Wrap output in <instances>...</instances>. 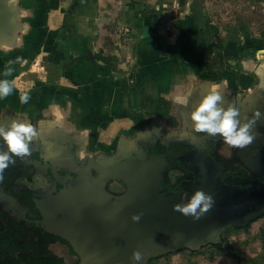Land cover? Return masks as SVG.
Listing matches in <instances>:
<instances>
[{
	"label": "flooded vegetation",
	"instance_id": "af4514ba",
	"mask_svg": "<svg viewBox=\"0 0 264 264\" xmlns=\"http://www.w3.org/2000/svg\"><path fill=\"white\" fill-rule=\"evenodd\" d=\"M229 85L221 91L224 107L234 104L240 108L242 119H250L255 110L245 106L246 94ZM48 116L44 110L35 114L30 108H20L10 97L0 100V124L28 122L40 133L32 142L31 155L23 160L17 158L0 182V264H122V216H102L101 208L104 191L122 194L125 183L112 179L99 184L100 188L94 184L83 187L77 179L90 169L92 179L104 182L103 173L95 170L97 165L110 158L122 163L133 147H147L148 159L156 156L167 162L161 172V199L170 196L175 204H186L195 191L202 190L213 197L216 209L211 211L218 221L236 220L224 228L218 242L228 233L240 230L237 223L246 216L254 217L255 207H264L261 142L235 149L219 137L195 132L192 121L157 115L151 121H138L131 137L120 136L110 145L97 144L88 138L89 127L76 133L77 126L61 125ZM166 120L179 130L175 133L173 128H166ZM128 142L132 149H128ZM0 150H6L2 140ZM140 155L141 152L139 162L143 161ZM254 157H259V165L252 163ZM212 164L216 165L214 169ZM71 188L69 197L73 198L69 199L67 192ZM86 188L89 192H85ZM249 227L243 229L247 231ZM200 230L196 236L205 233ZM216 244L205 242L199 251L183 247L174 253H198ZM164 256L153 257L145 264H153Z\"/></svg>",
	"mask_w": 264,
	"mask_h": 264
},
{
	"label": "crops",
	"instance_id": "0c3cea01",
	"mask_svg": "<svg viewBox=\"0 0 264 264\" xmlns=\"http://www.w3.org/2000/svg\"><path fill=\"white\" fill-rule=\"evenodd\" d=\"M26 1L38 9L35 31L39 33L23 37L19 46H26L27 50L18 51L10 60L0 59V79L14 82L27 76L28 61L12 65L11 76L5 77L3 72L9 61L30 54L38 43L48 46L44 52L47 59L41 65L52 70L48 68L46 76L38 75L44 87L26 93L14 89L9 97L13 104L30 108L35 114L39 110L49 112L54 104L61 125L77 126L76 133L89 127L87 135L94 143L110 145L125 136L122 130L131 129L134 121L138 125V121L145 120L143 110L163 117L172 113L178 119L186 112L191 121V112L214 85H220V94L230 84L247 97H255L256 84H264V61L255 60V47L263 49V45L251 41L250 31L238 32V27L222 38V28L210 19L209 3L205 0H186V7L177 10L176 0ZM169 15L173 16L169 19ZM29 21L35 23L34 16ZM206 51L215 54L207 63ZM84 54L102 67H110L111 75L91 86L76 85L72 81V60ZM52 56L58 60L54 68L49 60ZM122 56L128 58L122 60ZM133 63L134 66L128 65ZM181 63L185 66L181 67ZM144 70L151 77L145 78ZM203 70L217 74L207 75ZM17 72L20 74L14 77ZM234 75L237 76L233 79ZM111 79L110 84L115 86L110 85L108 92L94 93V98L89 99L88 89L95 90L97 83ZM196 84L200 87L196 88ZM189 91L192 96L187 108H178L168 97L164 98L168 93L174 97ZM260 93L257 97L264 109V93ZM24 94L31 97L27 104L19 102ZM155 95L158 97L154 100L149 98ZM255 260L264 264V259Z\"/></svg>",
	"mask_w": 264,
	"mask_h": 264
},
{
	"label": "water",
	"instance_id": "95a60500",
	"mask_svg": "<svg viewBox=\"0 0 264 264\" xmlns=\"http://www.w3.org/2000/svg\"><path fill=\"white\" fill-rule=\"evenodd\" d=\"M31 6L32 5H29L26 0H0V59L10 60L18 51L27 50L26 46L23 48L19 46V44L22 43L23 37L27 35L33 36L39 33L35 31L38 9L36 6ZM32 16L35 18V23L29 21L32 19ZM5 49H7V51ZM188 85H191L190 82ZM197 87L200 86L196 84V88ZM263 88L264 84L257 87V96L261 94L260 92ZM257 96L246 97L244 100V104L247 102L248 106H250L251 109L253 108L255 112L258 110L262 113V120L257 121L253 129L256 135L254 141L256 145L259 142L264 144V109L260 106ZM157 97L158 96L155 95L149 98L154 100V98ZM167 97L170 102L177 105L173 100V96L168 93L164 98L167 99ZM53 105L54 104L50 105L48 108L50 111L46 114H49L50 118L55 122L59 121L60 113H57L53 109ZM177 106L179 108V105ZM143 113L148 115L150 111L143 110ZM171 116L173 117L172 113ZM187 119L185 112L179 120H185L187 123L191 122ZM167 123L166 120V125H164L166 128H173V132L175 133L179 130V128L177 130L175 129L176 126L172 127L171 124ZM128 145V149H132L130 147V142H128ZM137 148L133 147L132 153H130L126 160H122V163L114 158H110L107 160L109 163L103 162L97 165L98 169L95 170H97L98 173H100L99 171L103 173L104 182L92 179L90 177L92 170L90 169H86L85 174L77 179L78 185L83 187L87 186V184H94L96 187L100 188L99 184L105 185V181L112 179H122L125 183L126 189L122 194H112L106 191H104V193L102 192L105 194V200L101 208L104 209L105 212L101 214L102 216H122V264H145L153 257L174 253L183 247L191 248L193 251H199L205 242L216 244L224 228L233 225L236 220L230 223L218 221L214 217L215 213L211 211L216 208H212L206 213L201 221H194L191 217H185L173 211V206L175 205L173 197L166 196L161 199L159 195V186L162 182L161 172L167 162L160 161L156 156H151V158L148 159V148ZM133 152H136L137 156H134ZM140 152V156H142L140 158L143 160L141 162L138 160V154ZM258 158L259 157L252 158V163L259 165L261 161ZM262 160L264 159L262 158ZM105 163L110 164V166H104ZM215 166L216 165L212 164L213 169ZM204 168L205 167H203V169ZM207 174L208 173H206V175ZM71 190L72 188L67 192L68 197L69 194L72 193ZM85 192H89L88 188H86ZM72 198L73 196L69 197V199ZM261 208L262 207L258 209V207H255L254 217H251L249 214L243 221L238 222L237 225L240 226L244 223L243 227H246L251 220L262 215L258 214ZM141 213L143 214L141 219L144 220L141 223L133 222L131 217ZM112 221L116 223L117 220L112 219ZM199 230L205 232L202 233L201 237L195 235ZM134 251L142 253L143 258L140 262H134L131 259Z\"/></svg>",
	"mask_w": 264,
	"mask_h": 264
},
{
	"label": "rangeland",
	"instance_id": "374dc122",
	"mask_svg": "<svg viewBox=\"0 0 264 264\" xmlns=\"http://www.w3.org/2000/svg\"><path fill=\"white\" fill-rule=\"evenodd\" d=\"M187 1L176 0L174 4V9L177 10L179 8H182L181 6L186 7ZM205 1L209 3V9L211 12L210 19H212L214 25H220L219 27L222 28V38H227V36H230L234 30L233 28L235 27H238V32L242 30L250 31V34L248 36L251 41H253L254 39L256 40L257 44L263 45V49H261L256 46L257 44H255V42H253V44L256 46L255 60H258V62L264 61V0ZM178 11L176 12L177 14H179ZM172 16L173 15H169L166 17L170 19ZM223 27H226L227 30L223 29ZM118 34L121 36L122 32H118ZM41 46L42 45L38 43V46L36 47L37 49L33 50L30 54L24 55L22 57L24 62L28 61V63H26L27 66L25 68L28 71V74L24 78L17 79L13 82L14 89L20 90L21 93L33 91V89L37 90L36 87L41 88L43 86V83L38 80V75L46 76V74H48V68H50V66H46L45 68H43L41 65L42 61H45L47 59L44 58V52H46L45 49L49 50L48 46ZM214 56L215 54L206 51V53H204L205 62L207 63V60H212ZM125 58L128 57L122 56V60H124ZM49 60H52V65L56 64V62L58 61L54 59L53 56L52 59ZM128 65L134 66V63ZM182 66L185 65L181 63V67ZM52 67L54 68V65ZM50 70L52 69L50 68ZM20 72L14 73V77L18 76ZM203 72L211 76L212 74L214 76H216L217 74L211 71L207 72L203 70L202 73ZM140 73L142 72L140 71ZM143 73L144 75H146L144 76L145 78L151 77V75L148 74V71L144 70ZM236 76L237 75H234L233 79ZM110 81L113 80L111 79L107 81H102L101 85L97 83V86H95V90L91 91L90 89H88L89 92L86 95L89 97L90 100H92V98H94V93L97 94L99 92L100 95H102V91L106 90L108 92V86L111 88V86L116 85H111ZM257 81L258 80H256V82ZM257 87L258 86L256 84L255 89ZM111 90H113V88ZM104 98L106 99L107 96L104 95ZM95 107L97 108V106ZM157 115L158 114L150 116L149 114L146 115L145 113H143L142 117L143 119H145L146 122L156 119ZM134 122L135 123L133 127H131V129L122 130V135H125L126 137H131L135 134V130L137 128L135 126L137 121ZM263 212L264 207L259 210L258 214H263ZM243 226L244 223L240 226H237L238 228H240V230H234L231 233H228L223 237V239L218 242V244L213 247H208L198 253H191L190 251L185 250L180 253L165 255L164 257H161L160 259L153 262V264H260V262L256 261L255 259H264V218L259 219L258 221L253 223L247 231L243 229Z\"/></svg>",
	"mask_w": 264,
	"mask_h": 264
},
{
	"label": "clouds",
	"instance_id": "9594fccd",
	"mask_svg": "<svg viewBox=\"0 0 264 264\" xmlns=\"http://www.w3.org/2000/svg\"><path fill=\"white\" fill-rule=\"evenodd\" d=\"M7 51V49H5ZM22 57L9 61L5 66L3 75L11 76L14 68L12 65L23 63ZM226 84V82H225ZM220 85H214L208 94L204 96L195 110L191 112L190 119L193 130L204 133L209 137H219L223 142L235 149L243 150L252 145L256 139L253 131L257 121L262 118V113L256 111L249 119H242L240 108L234 104L224 107V97L219 92ZM14 92L13 81L0 79V100L7 99ZM192 93H182L173 97L174 102L184 108L189 106ZM31 97L24 94L19 97L21 104H27ZM40 136L37 128L28 122L12 121L8 125L0 124V140L6 145V150H0V182L4 179L5 171L16 163V159L23 160L31 155L32 142ZM215 201L210 194L197 190L186 204L178 203L173 206V211L185 217H191L194 221L200 220L214 206ZM143 214L133 215L132 221L138 223ZM142 253L134 251L131 259L134 262L142 260Z\"/></svg>",
	"mask_w": 264,
	"mask_h": 264
},
{
	"label": "trees",
	"instance_id": "16d2710c",
	"mask_svg": "<svg viewBox=\"0 0 264 264\" xmlns=\"http://www.w3.org/2000/svg\"><path fill=\"white\" fill-rule=\"evenodd\" d=\"M72 69V81L76 85L91 86L111 75L110 67H102L95 60L88 58L87 54L74 58L72 60ZM261 216L264 217V213ZM259 217L251 220L244 228L247 229Z\"/></svg>",
	"mask_w": 264,
	"mask_h": 264
}]
</instances>
